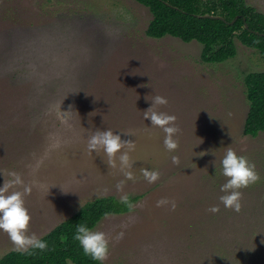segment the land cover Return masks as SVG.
I'll list each match as a JSON object with an SVG mask.
<instances>
[{"label":"rangeland","instance_id":"rangeland-1","mask_svg":"<svg viewBox=\"0 0 264 264\" xmlns=\"http://www.w3.org/2000/svg\"><path fill=\"white\" fill-rule=\"evenodd\" d=\"M246 1L264 13V0ZM152 17L136 0H0V186L10 172L31 186L28 234L38 238L95 198L139 195L93 228L110 241L104 264H264V133H243L244 77L263 71L264 58L237 40L233 59L203 62L197 41L148 36ZM157 95L168 103L154 110L177 117L174 152L144 119ZM96 129L132 142L114 165L89 151ZM229 147L260 175L241 189L240 213L219 199ZM124 151L131 167H121ZM145 169L159 178L149 183ZM12 249L0 230V257Z\"/></svg>","mask_w":264,"mask_h":264},{"label":"trees","instance_id":"trees-1","mask_svg":"<svg viewBox=\"0 0 264 264\" xmlns=\"http://www.w3.org/2000/svg\"><path fill=\"white\" fill-rule=\"evenodd\" d=\"M136 1L153 14L146 30L148 36L160 39L171 35L183 42L197 41L203 46V62L216 64L233 59L238 53L237 40L264 58V13L246 0ZM205 14L220 15L224 19L200 16ZM244 82L249 108L243 133L257 137L264 133V70L247 72ZM127 197L126 203L114 195L85 203L40 237L47 242L46 250L17 252L12 249L0 257V264H69V261L70 264H98L73 239L76 225L83 223L93 229L107 215L129 212L140 196Z\"/></svg>","mask_w":264,"mask_h":264},{"label":"clouds","instance_id":"clouds-1","mask_svg":"<svg viewBox=\"0 0 264 264\" xmlns=\"http://www.w3.org/2000/svg\"><path fill=\"white\" fill-rule=\"evenodd\" d=\"M147 100H149L146 97ZM151 106L144 111V119L151 120V125L159 127L165 133L164 145L169 152H174L178 147V140L175 138L180 129L175 121L177 117L166 112H157L155 105H165L168 103L166 97L157 95L153 97ZM65 112V114L69 113ZM131 141H123L119 133H114L111 129L96 131L88 139L89 151L99 152L100 149L109 157V163L115 164L113 157L125 146L131 145ZM119 160L122 168L131 167L127 151L121 152ZM173 163H178V156H172ZM221 174L226 177V182L220 186V191L224 193L219 197L223 206L236 213L242 211V191L260 180V175L256 171L255 164L245 155L238 154L232 148H228L220 161ZM216 166V164H215ZM9 175L14 179L5 181L0 186V230L8 234L9 239L17 252H30L32 249L46 250L48 245L45 240L38 238L35 234L29 235L31 215L25 205L24 196L30 194L32 188L30 185H24V181L16 172H10ZM128 179H133L131 172L125 173ZM144 177L149 183L155 182L159 178V172L155 170H144ZM123 182L117 185L118 190L122 188ZM12 185H24L23 192L9 191ZM122 202H127L128 197L122 196ZM171 204L175 209L174 200L161 199L157 201V206ZM211 213L220 211L218 205H213L208 209ZM124 233L117 235L116 239L123 238ZM73 239L79 242L83 253L98 264H104L110 251V241L106 233L89 228L86 224L79 223ZM70 264V261H69Z\"/></svg>","mask_w":264,"mask_h":264},{"label":"water","instance_id":"water-1","mask_svg":"<svg viewBox=\"0 0 264 264\" xmlns=\"http://www.w3.org/2000/svg\"><path fill=\"white\" fill-rule=\"evenodd\" d=\"M200 16H202V17H211V18H220V19H224L222 16H220V15H211V14H205V15H200ZM238 17H236L233 21H232V23L233 22H235V20L237 19ZM246 27H248V25L246 24Z\"/></svg>","mask_w":264,"mask_h":264}]
</instances>
